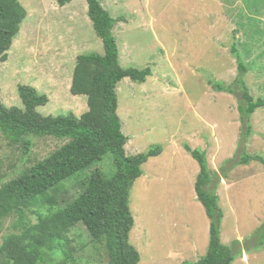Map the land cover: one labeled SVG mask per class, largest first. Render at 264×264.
<instances>
[{
    "label": "rangeland",
    "instance_id": "rangeland-1",
    "mask_svg": "<svg viewBox=\"0 0 264 264\" xmlns=\"http://www.w3.org/2000/svg\"><path fill=\"white\" fill-rule=\"evenodd\" d=\"M20 2L28 15L8 61L1 63V101L24 110L18 87L27 85L49 97L48 104L37 108L41 115L80 117L88 111V98L70 91L77 57L104 54L87 1L73 0L64 7L57 0ZM102 5L119 20L113 33L121 66L152 69L144 84L125 78L117 87L126 153L163 148L144 165L129 198L135 218L130 241L141 255L139 264H195L208 252L210 221L195 193L200 167L185 144L205 153L215 173L209 188L220 197L221 239L233 246V264H264V107L247 124L241 120L239 98L214 91L208 83L236 80L235 46L250 93L264 101V0H103ZM28 140L32 147L25 156L20 145L0 132V187L68 142ZM244 155L263 160L240 164ZM113 163L108 154L62 182L46 196L54 203L41 199L27 210V221L36 224L40 214L64 208L94 173L114 174ZM17 224L16 216L2 221L0 246L17 233ZM65 238L78 264H106L103 248L91 245L82 224L66 227ZM52 254L56 260L61 256L59 250Z\"/></svg>",
    "mask_w": 264,
    "mask_h": 264
},
{
    "label": "trees",
    "instance_id": "trees-1",
    "mask_svg": "<svg viewBox=\"0 0 264 264\" xmlns=\"http://www.w3.org/2000/svg\"><path fill=\"white\" fill-rule=\"evenodd\" d=\"M72 1L57 0V3L64 7ZM86 1L88 16L103 42L104 54L89 53L77 57L70 91L74 96L88 98V111L80 117L72 113L43 116L37 108L48 104L49 97L27 85L18 87L24 110L9 108L0 99V132L12 144L20 145L24 149L23 155H29L32 142L28 138L31 136L68 140L51 155L0 187V224L11 216L18 217L17 233L7 236L0 246V264H78V258L67 249L65 230L79 224L87 229L91 245L96 249L103 248L106 264H139L141 261L139 251L130 241L135 218L129 198L135 182L143 175L144 165L159 157L163 148L153 146L137 155L126 153L128 138L117 114V87L125 78L144 84L152 76V69L121 66L113 33L119 20L103 7V0ZM27 15L20 0H0V68L1 63L8 61V52ZM231 52L238 60L236 80L231 85L214 80L208 83L214 91L239 98L241 120L248 124L255 111L264 107V101L255 100L250 93L245 82L247 70L235 46ZM184 147L199 164L195 193L210 221L208 252L195 264H233L236 259L233 246L225 245L221 239L224 212L219 205L220 197L209 188L215 173L209 168L205 153L189 144ZM108 154L113 155L114 174L107 176L97 171L82 193L64 208L40 214L36 224L27 221V210L41 199L54 203L51 197L46 198L51 190L102 161ZM256 160L263 159L244 155L240 164ZM261 235V243H264V233ZM232 244L239 246L240 242ZM57 250L61 253L58 260L52 254Z\"/></svg>",
    "mask_w": 264,
    "mask_h": 264
}]
</instances>
